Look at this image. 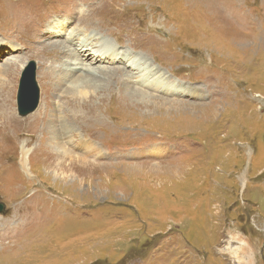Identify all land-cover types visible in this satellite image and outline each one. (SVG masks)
<instances>
[{
  "label": "rangeland",
  "instance_id": "1",
  "mask_svg": "<svg viewBox=\"0 0 264 264\" xmlns=\"http://www.w3.org/2000/svg\"><path fill=\"white\" fill-rule=\"evenodd\" d=\"M93 2L53 1L45 10L40 31L47 27L58 35L55 39H73L76 47L85 40H99L85 52H119L112 46H118L115 39L108 34L129 20L125 38L148 47L164 65L150 66L140 52L130 54L129 49L119 48L130 55L131 62H139L128 72L134 85L155 95L157 103L174 99L177 106H132L126 98L129 90L121 98L100 90L94 99L82 102L64 96V89L74 83L69 79L63 84V79L57 81L65 64L54 59L57 50L31 56L28 47L17 41L18 26L31 22L15 14L23 3L29 15L40 10L43 3L0 0V50L7 51L0 59V70L7 64L18 67L13 80L6 83L15 117L22 122L40 106L33 127L36 131L43 123L44 129L52 121L66 119L69 123L73 117L70 121L74 127L86 129L99 142L89 146L91 158L80 154V149L75 153L65 145L60 148L80 155L84 164L71 156L59 158L56 153L45 161L48 141L44 143L41 134L33 133V145L40 144L30 162L32 171L27 166L26 178V173L16 167L13 152L16 147L20 149L23 140L14 141L24 131L9 126L4 137L0 131V202L5 205L0 213V237H6L0 239V264H264V0H109L104 14L88 18L97 31L74 27L72 15ZM206 9L211 16L203 11ZM201 16L215 22L214 40L208 41ZM127 26L142 30L147 42ZM4 31L15 33L4 37ZM26 41L33 51L43 44L55 47L51 41L32 36ZM12 47L22 50L12 52ZM37 59L42 60L40 66ZM31 61L38 105L33 112L20 116L18 84L22 70ZM79 67L89 69L86 63ZM157 68L175 82L173 91H187L188 95L160 96L155 82L166 78ZM88 73L92 70L85 75ZM209 74L216 78L212 96L206 81ZM116 78L119 82L122 79L120 75ZM9 112L11 115V107ZM43 114L48 115L45 121ZM96 115L101 116V124L94 121ZM105 121L111 122V128H101ZM157 138L169 141L160 143ZM106 144L122 146L120 155L114 157L116 148ZM100 151L105 153L103 158ZM38 181L49 187L50 193L37 191ZM26 199L40 205L39 214L27 226L23 218L30 213L25 208L20 210Z\"/></svg>",
  "mask_w": 264,
  "mask_h": 264
},
{
  "label": "bare ground",
  "instance_id": "2",
  "mask_svg": "<svg viewBox=\"0 0 264 264\" xmlns=\"http://www.w3.org/2000/svg\"><path fill=\"white\" fill-rule=\"evenodd\" d=\"M13 1H15V0H13ZM53 1H55V0H44V2H43V0H41V4L43 3L42 7L40 8V10L35 11L32 15H29V14L26 13V7L27 6L25 7L24 3L22 4L21 10L18 11L15 15L18 18H21L24 21L25 20H30L31 24H29V25L20 24L21 23L20 19L17 20L18 23L20 24L18 26L20 31H19V36H17V41H18V43L20 45H22V47H24V48L28 47L26 49V51L31 56H33L34 53H38L39 51H42L44 55H48V54H50V53H52V52L57 50L54 59L56 61H58V62L60 60L65 62L64 69L59 71V73H58V80L57 81H59V80L61 81V79H63V81H61V84H63L65 80L69 79L72 83H74V85L70 84V86L68 85L64 89V91H63L64 92V96L66 95L67 97L73 98V101L74 100H80L81 101V99L85 100V99H90L91 97H92V99H94L95 96H97L98 91L102 90L106 94H109V93L112 94V95L114 94L115 96H118V97L121 98L123 95H125V91L129 90L128 94L126 95V98H128V101L130 102V104L132 106H137V107H141V108L144 109V108H149V107H151V108L152 107H156L157 108L159 106H162V107L165 106L166 107V105H167L168 107H171L172 109L176 108L177 102H175L174 99H172L173 101L169 100L168 103H166V101H160V100H159L160 103H157L158 100H157L156 96L153 95L152 93H149L145 89H142V88L134 85V81L132 80V77L128 74L129 69L132 68V67L135 68L139 64V62H137L138 64L136 62H131L132 60H131L130 55L126 56L125 55L126 52L121 51L122 49H119V48H127V49H129L130 50V54H132V53H136L137 54L138 52H140L142 54L143 60L148 62L150 66H152L153 64H156V63L158 65L164 66L162 63H160L161 61L158 60L153 55L154 52H151L150 50H148V47H146V46L140 47L137 43L136 44L135 43H131L125 38V36L127 35V33H126V31H127L126 30V23L129 22V20L127 22H123L122 21V23H119V26L117 25L118 26L117 28H115V29L113 28L112 31H109L110 34H108V35H110L111 37H113L115 39V42L117 43L118 46H116L114 44L112 46H115L119 50L121 55H119V52H117V50L113 51V49H110L109 51L108 50H104V51L99 50L98 53H96L97 50H92V51L85 52V50H87V49L91 50L94 46H97L99 44V40L95 41L94 43H91L90 40H85V42H83V43L80 42L78 44V46L76 47V45L73 42V39H70V40H68V39H64V40L55 39V37L58 36V35L52 34L50 31L47 30V27H44V30H46L45 32L44 31H40L39 28H40V24L42 22L45 10L47 9L48 6H50V4ZM67 1L69 3H71L73 0H67ZM17 4H18V2H17ZM9 6H11V5H9ZM109 6H110L109 0H94L93 4H90L89 6H86L85 10H82L80 12L78 11L77 13H74V15H72V17L70 18V23H74V27L79 28V29H93L92 25L89 24V22H91V21L88 18L91 17L92 20H93V18L104 14L103 12ZM17 10H18V8H17ZM207 10L208 9L203 10V11L206 12L207 16H211L210 12L207 11ZM15 11L16 10L14 9V11H12V12H15ZM150 14L153 15V12L151 11ZM201 17L205 21L204 22L205 24H203V29L205 30V32L209 33V35L207 34L208 41L214 40V35H215L214 23L215 22L209 21L208 19L210 17H206V18H204L203 16H201ZM98 19H100L102 21H105L102 18H98ZM27 22H29V21H26V23ZM105 22H107V21H105ZM242 22L243 21L239 20L238 23L242 24ZM2 23H4L7 26L6 20H4ZM127 28H128V26H127ZM164 28H165V26H164ZM128 29L130 31H133V34L136 33V34L140 35L141 39H144L147 42V39H145L143 37V35H142V33H143L142 30H138V29H134V28H128ZM93 30H96V29H93ZM161 31L163 32L164 35H166L164 30L161 29ZM4 32L5 33L2 34L4 37H8V36H10V35L15 33L13 31H12L13 33L7 32V31H4ZM98 33H100V31H98ZM31 36L32 37H36V38H38L41 41H45L46 43H49L51 41V42H53L55 44V47H57V49H55V47L51 48L47 44H43L42 47H40L38 49H35L33 51V47H31L29 45V43L26 41L27 38H29ZM120 40H121V42H120ZM87 41L90 42L89 44L92 45L91 47L89 46V44H86ZM103 41L111 43L110 41H107V40H103ZM164 42H166V41H164ZM162 43L163 42H161V44ZM1 47H3V46H1ZM108 48H111V47H108ZM108 48H106V49H108ZM18 49L19 48H16V47H14V48L12 47L11 48L12 52L19 53ZM19 50H22V48H20ZM46 50H47V52H46ZM100 51H102V52H100ZM5 52L7 53V51H5V49H3L2 51L0 50V59L2 58V56L4 55ZM8 53L11 54V51L8 50ZM89 54H92V55H89ZM144 56L147 57V58H145ZM46 57L49 58V56H46ZM107 57H111V59L107 58ZM38 62H39V60H38ZM41 63H42V60L39 62V66H40ZM83 63H86V65L89 66V69H84V70L81 69V67H79V66H81ZM106 65H109L111 67H107ZM17 68L18 67L15 66L14 64H7L3 68H1V70H0V83H1L0 84L1 85L0 86V113H1L0 131L2 130V136L3 137L5 136L4 130H7V128L9 126L13 127L14 130H16V131H17V129L20 130V131L21 130L24 131V132H19V134L17 135V139L14 141V143L16 144L20 139L23 140V143L22 144L20 143V149L18 150V148L16 147L15 151H13L15 153L14 156H15L16 167L18 169H21L22 172L26 173V178L29 177V175L27 173V166L29 165V170H31V168H32V165L30 166L31 159H32V157L35 158L34 157L35 156L34 154H36L35 151H38L39 144H40V141H39V142H37L38 144L33 145V140H32L31 137H33V139H34V137L36 136L33 133L41 134V136L44 137V139H43L44 143H45V141H48V143H47L48 146H46L48 150L45 152V153H48V155H47V157L45 155V161H46V159L48 158L49 155L52 154V155L55 156V153H56L59 156V158L60 157L64 158L66 156H68V157L71 156V157L74 158L73 161L82 162V164H84L85 163V161H84L85 159L83 157H81L80 155H78V156L73 155L67 149L71 150L72 152H75V150L80 149L82 151V153L80 152V154H82L84 156H89L91 158L93 150H91L89 148V146H91L93 144H97L99 142L86 129L81 128L79 126L78 127H74L73 126L74 123H71V121H70V120L73 121V117H69L68 116L69 117V123H68V121L66 119L60 120V121L58 119L56 122L54 121V123L52 121V122L48 123V125L46 127L44 126L45 127L44 129H43V126H42L44 124L43 123V124H41L38 127L39 128L38 131H36L33 127H34L35 122L39 119V108H40V106L38 107V109L34 113H32L28 117H25L24 119H22L23 120L22 122H21V119L15 117V115L13 113L12 105L10 103L11 102V98L9 96H7V95H9V94H7L9 92V90H7L8 85H6V83L9 80H13V78L15 77V72H16ZM158 68H159V66H158ZM158 68H157V71L159 72L160 76L166 78L163 81H162V78H161V80L155 82L156 86L160 89L159 90V93L161 94L160 96H163V97L168 96V97H170V95L173 96L174 94L175 95L181 94L182 96L188 95L187 91H183V90L173 91L174 90L173 85L175 84V82H172L170 79H168L165 76V73L161 72L162 73L161 74L160 71H159L160 68L159 69ZM124 69H125V71H124ZM89 70H92V73H88L87 74L88 76H86L85 74L87 72H89ZM78 74H82V75H78ZM147 74L149 75L150 72L148 71L146 73V76H148ZM74 75H76V76H74ZM117 75H120L122 77L120 82L116 78ZM206 81L209 83V85L211 87L210 95L211 96L215 95V93H216V90H215L216 78H214L213 74H209V76L206 78ZM141 84H144V82H142ZM59 90H61V88ZM168 91H173V92L169 93ZM3 93H4V96H3ZM102 96H103V94H102ZM4 97H5V99H8V100H4L3 99ZM44 97H47V96H44ZM9 100H10V102H9ZM213 100H215V98H211L210 101H213ZM117 101H118V99H117ZM151 101H153V102L151 104H149ZM47 102H49V101H47ZM213 102H215V101H213ZM96 103H97V101H96ZM53 105H54V103H53ZM10 107H11V110H12V114L11 115H10L11 112H9L10 111ZM56 107H57V104H56ZM59 109H61V108H59ZM69 109H72V107L69 108ZM41 110H42V108H41ZM54 110H56V109H54ZM106 110H107V108H106ZM75 113L80 114V115H84L83 113L77 112V111H75ZM59 115H60V112H59L58 116ZM105 115H106V113H105ZM47 116H48L47 114H43L42 115V119L45 121V118ZM48 121H49V119H48ZM94 121L96 123L101 124V116L100 115H96V118H94ZM25 122H26V124L24 126ZM80 122H82V121H80ZM90 122H91V124H90V126H91L93 120L92 121L90 120ZM152 122H153V120H152ZM84 123L85 122H83L82 124H84ZM154 123H156V122H154ZM68 125L70 127H72V129ZM111 125L112 124H111L110 121H105L101 128L108 129V128H111ZM158 125H161V124L158 123ZM115 129H117V128H115ZM46 134H47V137H45ZM41 136H39L40 140H42V138H40ZM91 139L95 140V142H93ZM157 139H159L160 143H163L165 141H169L168 139H165V138H157ZM180 140L186 141L185 138H178V141H180ZM206 143H207V141H206ZM100 144H102V143H100ZM63 145H65L67 147V149L60 150V148H62ZM102 145H104V144H102ZM25 146H27V147L28 146H32V148L29 149V148H26ZM105 146L108 147V148H116L113 151V153H112L114 155V157L120 155V152H119L118 149L120 147H122V146L115 145V146H111L110 147L109 144H106ZM123 146H125V145H123ZM104 154H105L104 152L100 151V156L99 157L103 158ZM158 156H160V155H158ZM39 158H41V157H39ZM52 160H54V159H52ZM159 160L160 159H158L156 161L159 162ZM61 161H62V159H61ZM25 162L27 163L26 164V168H24V163ZM143 163H145V161ZM172 171L174 173V170H172ZM24 176L25 175H23L22 177L24 178ZM26 182H27V180L25 181V183ZM43 185H44L43 183L38 181V183L35 184V187L37 188V191H46V192L50 193V191H49L50 188L47 187V186H43ZM52 186H54V185H52ZM18 191L20 192L22 190H18ZM32 202H33V204H32ZM21 203H22V205L24 207H21L20 210L23 211L24 208H25L30 213L29 216H27V218H23V225L27 226L28 223H30L31 221L34 220L35 214H37V213L39 214L38 210L40 208V205L38 203H36V201H34V200H27V199L23 200ZM32 209H34V212H32ZM36 209H37V212H36ZM31 214L34 216L33 218L30 217ZM26 226L22 227L19 231L22 232L23 229ZM10 233H11V231H10ZM10 233H7L5 235H7V237H10V236H12ZM3 238H6V237H3ZM3 238L0 237V239H3Z\"/></svg>",
  "mask_w": 264,
  "mask_h": 264
},
{
  "label": "water",
  "instance_id": "3",
  "mask_svg": "<svg viewBox=\"0 0 264 264\" xmlns=\"http://www.w3.org/2000/svg\"><path fill=\"white\" fill-rule=\"evenodd\" d=\"M39 99V90L35 81V65L31 61L24 67L18 84L16 102L17 111L20 116H25L33 112ZM5 210V205L0 202V213Z\"/></svg>",
  "mask_w": 264,
  "mask_h": 264
}]
</instances>
